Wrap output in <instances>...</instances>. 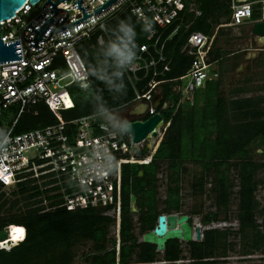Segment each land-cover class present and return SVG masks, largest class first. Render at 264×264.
Segmentation results:
<instances>
[{"label":"built area","instance_id":"obj_1","mask_svg":"<svg viewBox=\"0 0 264 264\" xmlns=\"http://www.w3.org/2000/svg\"><path fill=\"white\" fill-rule=\"evenodd\" d=\"M109 1L38 0L30 3L27 0L13 17L0 21V39L6 45L14 44L18 55L15 59L0 60V118L11 123L0 141V192L11 196L27 185L33 187L30 192L38 193L31 199L40 200L33 206L41 207V211L62 207L69 210L91 208L111 216L115 219L112 248L117 251V261L114 264H128L122 263L119 257L123 167L148 161L150 155L138 154L136 148L142 151L146 147H150L148 150L156 148L167 123L165 121L159 129L157 138L137 144L129 134L108 135L93 114L64 120L60 110L74 106L70 86L80 87L78 80L90 85L88 66L78 44L96 32H100L98 43L103 42L107 34L100 25L107 24L124 9L138 18L152 17L154 32L146 34L147 42L140 45L137 53L139 59L126 73L136 92L130 105L139 106L140 110L150 104L138 117L140 119L161 111L159 107L174 106V114L179 108L193 105L196 90L204 87L209 79L219 77V61L211 58L219 27L264 19V0H230V20L219 24L212 34L189 31L196 18L202 15L195 0H114L103 7ZM254 12H260L261 16L253 19ZM181 30L188 34L181 52L190 55L192 62L182 76L167 78L171 58L165 53L166 41ZM142 81L144 85L139 90L135 85ZM165 84L172 86L175 93L172 100L164 98ZM158 94L162 98L156 108L151 102ZM38 102L46 103L58 122L14 133L13 128L24 108ZM93 148L103 149L108 154L112 161L110 168L96 173L85 168ZM137 220L138 215L134 222ZM14 226L23 230L17 243L21 241L24 228L8 224L4 227L6 237L0 239V249L10 250L15 246L10 240V246L3 248ZM195 229L193 223V237ZM185 254L188 255L174 261L162 259L142 264H206V260L215 259L203 262L190 253Z\"/></svg>","mask_w":264,"mask_h":264},{"label":"trees","instance_id":"obj_2","mask_svg":"<svg viewBox=\"0 0 264 264\" xmlns=\"http://www.w3.org/2000/svg\"><path fill=\"white\" fill-rule=\"evenodd\" d=\"M195 1L202 10V15L196 18L189 31L201 30L212 34L219 24L230 20V0ZM259 17L260 12L253 13L254 19ZM121 18H130L133 22L138 20L129 9H124L108 21L107 25L115 24ZM222 30L223 27L218 29L211 51V58L218 59L220 64L224 59V50L218 45ZM99 33L96 32L78 44V50L87 66L94 61L99 44L97 41ZM187 37L188 34L181 30L166 41L165 53L171 58V70L165 75L167 78L182 76L190 68L192 57L181 52ZM145 42H147L146 33L142 32L137 24V53L140 45ZM223 79V70H219L218 78L209 79L204 87L196 90L193 105L179 108L174 114V106L166 109L159 107L158 110L163 113L167 125L156 148L148 150L149 148L146 147L142 151L150 155V159L143 163L124 165L120 221L122 245L119 252L122 263L129 262L133 257L141 263H147L157 260L161 254L169 261L177 260L181 256L183 249L180 240H168L165 250L160 252L157 251L155 244L139 242L135 230L138 228L139 233L143 235L154 228L160 213L183 212L180 193L181 173L187 170L186 162L190 160L199 162L201 166V174L195 176L192 188L204 192L205 182L210 178V190L214 193L217 209L202 216L203 224L218 220L220 211L227 210L234 186L229 176L232 167L237 170L239 179L237 232L230 229H205L202 240L187 242L190 255L203 262L208 258H215L206 260L207 263L226 262L229 251L234 250L235 247L234 242L228 241L232 233L240 235L244 253H249L251 250L264 251V207L261 210L263 229L256 220L260 206L256 198L259 185L256 175L257 171L264 167V163L250 157V147L254 144L262 146L264 153V94L238 96L248 90L247 87L238 85L230 89L235 97L227 98L223 95ZM125 83L126 94L117 100H113L101 81L91 76L87 93L78 85L72 84L70 91L75 94L74 106L60 110L62 117L68 121L92 114L91 97L95 95L103 96L114 107L124 108L136 96L135 89L126 74ZM143 85L144 81L139 82L135 87L140 90ZM163 93L167 100L175 98L170 84H165ZM146 117L148 115L144 116ZM57 122L56 115L46 103L29 104L24 108L13 132L21 133ZM10 126L11 123L7 124L0 118V141ZM164 165L167 172L166 197L160 199L158 182L161 180L159 174ZM20 185H23V182ZM30 189L33 187L26 185L14 191L13 194L20 193L21 198H15L11 202L5 197L4 191L0 192V239L6 237L4 227L8 224L14 223L24 228L23 237L18 244L14 236L15 246L10 250L0 249V264H72L77 255L76 247L85 241L92 242L91 252L85 258L86 262L116 263L117 251L115 248H107L108 242H115L114 238L109 236L114 218L91 208L69 210L62 207L41 211V207L33 206L40 200L30 202L31 198L38 195L37 192H30ZM132 194L136 196L137 225L131 212ZM21 199L28 201L27 208L14 213L13 210ZM7 204L9 205L5 208ZM160 205H163L161 209ZM199 212L194 211V213ZM190 220L193 221L192 216ZM14 228L21 237L22 228L16 226Z\"/></svg>","mask_w":264,"mask_h":264},{"label":"rangeland","instance_id":"obj_3","mask_svg":"<svg viewBox=\"0 0 264 264\" xmlns=\"http://www.w3.org/2000/svg\"><path fill=\"white\" fill-rule=\"evenodd\" d=\"M221 28V27H219ZM218 45L224 50V59L220 64L218 62V69L223 70L224 79H223V95L227 98H234L235 94L230 92V89L234 86L243 85L247 87V91L238 96H253L258 94H264V39H260L258 36L251 33V25L243 24L237 26L223 27L222 33L219 35ZM254 53L257 56H254ZM259 53V54H258ZM239 55V57L237 56ZM250 56L247 59V56ZM237 56V57H235ZM220 66V67H219ZM184 83V81H182ZM71 90V89H70ZM71 95L74 99L75 94L71 91ZM124 114L127 115L128 112L125 109H122ZM250 157L254 160L264 163V153L263 147L259 145H252L250 147ZM152 150V149H151ZM187 170L181 173V199H182V211L192 216L193 223H197L201 226V230L209 228H218L221 230L230 229L233 232H237L239 228V222L236 218L238 213V190H239V179L237 175V170L231 168L229 171L230 179L234 182L232 188V195L228 204L227 210L220 211L219 219L210 222L209 224H203L201 218L206 212L216 210L214 193L210 190L211 179L205 182L204 192H199L198 189L192 188V182L195 180V176L201 174V166L199 162L196 161H187ZM166 165H164L163 170H161L158 184V198L164 199L166 197V185H167V172ZM256 178L259 181V185L256 191V198L260 202V206L257 211L256 220L260 224V228L263 229V217L261 210L264 207V167L260 168L257 171ZM16 192V191H15ZM5 197L8 198V201L11 202L15 198H21V194L16 193L10 196L6 194ZM34 199H30V202ZM26 202L24 199H21L13 210V212H20L27 208ZM6 205L5 208L8 207ZM163 205H160V209ZM200 211L199 213H194V211ZM138 214L133 213V219ZM136 225L138 224L135 221ZM113 226V225H112ZM110 229V237H113L114 228ZM135 233L137 235L138 241H142V235L139 233L138 228H136ZM115 234V233H114ZM228 241L235 243L234 250L229 251V256L226 259V262H213L210 261L206 264H264V251L262 250H251L249 253H244L242 251V241L238 233H232L229 236ZM181 246L183 252L181 256H187L189 253V248L187 242L181 240ZM114 243V242H113ZM112 242L107 243V248H112ZM92 242L85 241L76 247L77 255L72 264H87L89 262L85 261V258L91 252ZM163 252V251H160ZM246 254V255H240ZM164 259L162 254L157 257V260L160 261ZM128 263V262H127ZM128 264H142L137 260L136 257H133ZM161 264V263H159ZM188 264V263H185Z\"/></svg>","mask_w":264,"mask_h":264},{"label":"clouds","instance_id":"obj_4","mask_svg":"<svg viewBox=\"0 0 264 264\" xmlns=\"http://www.w3.org/2000/svg\"><path fill=\"white\" fill-rule=\"evenodd\" d=\"M137 24H139L140 30L146 34L154 32V19L147 15L139 17L136 22L130 18H121L115 24L100 25L107 34L106 39L98 44L94 61L88 63L87 72L88 75L103 83L113 100L126 94L125 74L139 59ZM85 57L87 58V53H85ZM77 82L87 93V83L80 80ZM91 100L93 102L92 114L104 125L108 135L122 137L133 132V121L124 114L121 108L110 105L101 95L92 96ZM111 164L112 161L103 149L93 148L90 150L85 168L92 173L103 172L110 168Z\"/></svg>","mask_w":264,"mask_h":264},{"label":"water","instance_id":"obj_5","mask_svg":"<svg viewBox=\"0 0 264 264\" xmlns=\"http://www.w3.org/2000/svg\"><path fill=\"white\" fill-rule=\"evenodd\" d=\"M27 0H0V21L13 17L17 10L25 4ZM30 3H36L38 0H29ZM114 0H110L103 7L110 5ZM101 8L97 11L99 12ZM252 33L264 39V19L253 22ZM17 50L14 44L6 45L0 39V60L17 58ZM161 94L156 95L152 100L151 106L158 107ZM149 103L140 110L130 113V120L133 121V132L129 134L134 143H140L144 140H152L159 135V129L165 124V117L161 111L150 114L144 119L138 118L149 107ZM150 148V147H149ZM138 154H142L140 148H136ZM142 174V171L140 172ZM131 211L136 212V196L130 197ZM191 216L183 212L160 213L157 217V224L153 229L142 235V241L156 245L157 251H164L168 240L178 239L185 242L193 240H202L201 226L197 225L195 237H193V221Z\"/></svg>","mask_w":264,"mask_h":264},{"label":"bare ground","instance_id":"obj_6","mask_svg":"<svg viewBox=\"0 0 264 264\" xmlns=\"http://www.w3.org/2000/svg\"><path fill=\"white\" fill-rule=\"evenodd\" d=\"M205 33V32H204ZM158 137V136H157ZM141 143V142H140ZM140 143H137V144H140ZM148 155V154H146ZM147 162V161H146ZM196 226H197V223H196ZM23 231V230H22ZM14 236H15V239L18 241V239L20 238L18 232L15 230L14 227H12V230L9 232V237L7 240H5L3 242L4 244V247L3 248H6V247H9L10 246V240H13L14 241ZM18 244V243H17Z\"/></svg>","mask_w":264,"mask_h":264},{"label":"crops","instance_id":"obj_7","mask_svg":"<svg viewBox=\"0 0 264 264\" xmlns=\"http://www.w3.org/2000/svg\"><path fill=\"white\" fill-rule=\"evenodd\" d=\"M243 24H244V25H245V24H248V25L250 24V25H251V33H252V21H247V22H245V23H243ZM243 24H242V25H243ZM252 34H253V33H252ZM259 38H260V37H259ZM260 39L262 40L263 38H260ZM258 54H259V53H258ZM254 56H257V55L254 53ZM235 57H236V56H235ZM249 58H250V56L248 55V56H247V59H249ZM126 106H127V107L129 106V108H130V109H129V113H131V112L136 111V110L139 109V106H132V105H130V103L127 104ZM126 106H125V107H126ZM125 107H124V108H125ZM122 109H123V108H122ZM130 117H131V116H130Z\"/></svg>","mask_w":264,"mask_h":264},{"label":"flooded vegetation","instance_id":"obj_8","mask_svg":"<svg viewBox=\"0 0 264 264\" xmlns=\"http://www.w3.org/2000/svg\"><path fill=\"white\" fill-rule=\"evenodd\" d=\"M123 109H125V110L128 112L127 116L130 118V113H129V109H130V108H129V106H128V107L126 106V107L123 108Z\"/></svg>","mask_w":264,"mask_h":264},{"label":"snow or ice","instance_id":"obj_9","mask_svg":"<svg viewBox=\"0 0 264 264\" xmlns=\"http://www.w3.org/2000/svg\"><path fill=\"white\" fill-rule=\"evenodd\" d=\"M22 232V230H20Z\"/></svg>","mask_w":264,"mask_h":264}]
</instances>
